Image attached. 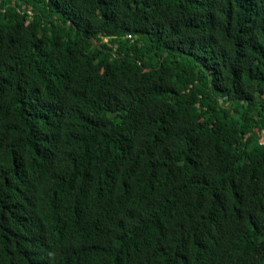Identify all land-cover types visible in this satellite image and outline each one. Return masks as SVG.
<instances>
[{
	"label": "trees",
	"instance_id": "trees-1",
	"mask_svg": "<svg viewBox=\"0 0 264 264\" xmlns=\"http://www.w3.org/2000/svg\"><path fill=\"white\" fill-rule=\"evenodd\" d=\"M264 0H0V264H264Z\"/></svg>",
	"mask_w": 264,
	"mask_h": 264
},
{
	"label": "rangeland",
	"instance_id": "rangeland-1",
	"mask_svg": "<svg viewBox=\"0 0 264 264\" xmlns=\"http://www.w3.org/2000/svg\"><path fill=\"white\" fill-rule=\"evenodd\" d=\"M264 140V139H263Z\"/></svg>",
	"mask_w": 264,
	"mask_h": 264
}]
</instances>
